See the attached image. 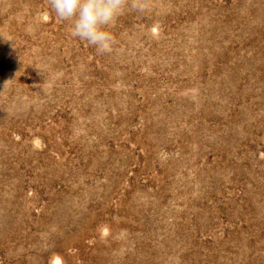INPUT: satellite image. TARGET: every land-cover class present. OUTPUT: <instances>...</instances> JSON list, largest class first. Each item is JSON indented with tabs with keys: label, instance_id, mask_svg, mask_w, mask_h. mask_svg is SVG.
<instances>
[{
	"label": "rangeland",
	"instance_id": "obj_1",
	"mask_svg": "<svg viewBox=\"0 0 264 264\" xmlns=\"http://www.w3.org/2000/svg\"><path fill=\"white\" fill-rule=\"evenodd\" d=\"M110 30L0 0V264H264V0Z\"/></svg>",
	"mask_w": 264,
	"mask_h": 264
},
{
	"label": "clouds",
	"instance_id": "obj_2",
	"mask_svg": "<svg viewBox=\"0 0 264 264\" xmlns=\"http://www.w3.org/2000/svg\"><path fill=\"white\" fill-rule=\"evenodd\" d=\"M149 0H47L60 22H67L68 34L86 42L100 54L113 51L116 36L110 30L130 9L145 12Z\"/></svg>",
	"mask_w": 264,
	"mask_h": 264
}]
</instances>
